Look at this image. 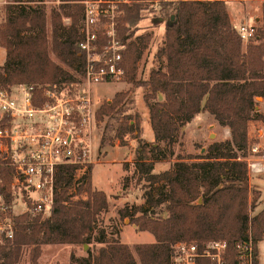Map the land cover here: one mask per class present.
Wrapping results in <instances>:
<instances>
[{
	"label": "trees",
	"instance_id": "1",
	"mask_svg": "<svg viewBox=\"0 0 264 264\" xmlns=\"http://www.w3.org/2000/svg\"><path fill=\"white\" fill-rule=\"evenodd\" d=\"M4 1L0 46L6 49V58L0 65V87L35 83L61 88L77 81L85 62L79 46L82 0H61L50 11L46 0ZM226 2H163L151 13L155 23L165 25V37L157 51L161 64L147 79L139 78V62L153 41V33L142 32L139 25L147 5L135 2L120 7L119 37L127 46L124 77L146 91L155 140L150 146L141 137L139 114L127 113L130 90L119 91L97 110L99 122L107 117L100 148L113 146L116 140L125 145L126 136L138 139L135 166L150 182L144 193L147 205L132 211L125 207L120 214L140 230L152 233L156 241L137 244V258L128 244L113 240L97 255L78 258L77 264H172L174 246L182 241L203 245L226 240V264H236L238 246L250 239L259 253L264 206L253 213L259 190L250 182L248 155L259 142L250 132L252 123H259L258 131L264 135V112L258 109V98L264 99V1L256 35L248 41L235 29ZM64 18L70 22L65 23ZM160 94H164L163 100ZM202 110L228 126L231 139L216 141L206 153L181 157L168 170L154 173L155 162L174 155L180 129ZM76 168H59L56 184L60 190L49 216L25 213L16 217L14 238H0V264H18L26 248L36 264L41 244L90 239L92 227L108 208V197L93 187L90 174L84 177L89 199L67 202ZM13 170L7 163L0 164V193L8 205L13 199Z\"/></svg>",
	"mask_w": 264,
	"mask_h": 264
},
{
	"label": "built area",
	"instance_id": "2",
	"mask_svg": "<svg viewBox=\"0 0 264 264\" xmlns=\"http://www.w3.org/2000/svg\"><path fill=\"white\" fill-rule=\"evenodd\" d=\"M177 1L182 0H82L83 39L79 46L85 62L84 73L76 76L77 81L61 88L57 84L35 83L0 87V164L14 168L11 204H5L0 193V238H14L19 215L51 214L56 191L60 190L56 182L62 166H77L68 187L67 202L89 199L84 177L90 175L94 162L91 134L97 125L99 108L93 87L125 76L122 62L127 46L119 37L120 7L149 3L144 11L154 13L163 2ZM234 27L244 41L256 35L252 24L239 23ZM252 149L258 151L259 147ZM251 167L257 172L264 171V163L254 162ZM18 201L24 204V210L15 209ZM227 247L226 240H210L203 245L178 242L172 264H226ZM256 261L258 254L252 239L238 246L236 264H256Z\"/></svg>",
	"mask_w": 264,
	"mask_h": 264
},
{
	"label": "rangeland",
	"instance_id": "3",
	"mask_svg": "<svg viewBox=\"0 0 264 264\" xmlns=\"http://www.w3.org/2000/svg\"><path fill=\"white\" fill-rule=\"evenodd\" d=\"M3 3L5 1L0 0V10ZM60 3L61 0H46L48 11L57 7ZM226 5L234 25L239 23L258 25L257 17L262 16L261 1L228 0ZM147 6H149V3H147ZM144 13L146 14L145 17L139 22L142 32L153 33L150 49L139 62V78L147 79L152 71L161 64V60L157 57V51L165 37V25L155 23L151 13L147 11H144ZM1 18L2 14L0 12V22ZM64 21L68 24L70 18H64ZM4 57L6 58V49L0 46V63L5 61ZM128 90H130L131 102L126 103L127 113L137 112L139 114L142 129L141 137L151 146L155 139L149 119V106L145 100L146 91L143 87L133 86L127 82L125 77L119 81L96 84L93 87L96 107H100L105 101H111L117 92ZM159 99L163 100L164 94H160ZM259 101L261 103L258 109H264V102L262 103L261 99ZM106 120L107 117L102 122L97 120V125L91 134L94 162L91 164L93 169L90 174L93 187L106 192L108 208L99 216L97 223L92 227L90 239L87 242L41 244V254L36 264H77L78 258L86 257L89 254L97 255L102 247L113 240L128 244L137 257L135 252L137 244L156 241L152 233L140 230L137 225L130 222L128 217H121L120 209L128 207L132 211L135 207L147 205L144 193L150 182L146 174L136 170V149L139 144L137 138L126 136L125 145H120L119 141L116 140L115 145L106 144L100 148V139ZM258 124L252 123L250 132L259 137V142L253 145V147H259V150L253 151L252 149L248 155L250 182L253 188L259 190L257 208L253 213L264 205V203L260 204L261 200L264 199V171L257 172L251 167L254 162L264 163V135L262 130L258 131ZM231 137V130L228 126L220 124L213 114L202 110L190 123L180 129L177 141L173 144L174 155L155 162L153 172L160 173L168 170L181 157L206 153L212 143L225 141L231 139ZM161 144L166 145L164 142H161ZM87 192L89 195L88 190ZM15 209L22 211L25 206L21 201H18ZM49 215L46 214L43 217ZM166 215L165 213L164 216ZM100 239L103 241H100ZM259 247L261 262L264 263V241L260 243ZM18 264H32L28 248L24 250Z\"/></svg>",
	"mask_w": 264,
	"mask_h": 264
},
{
	"label": "crops",
	"instance_id": "4",
	"mask_svg": "<svg viewBox=\"0 0 264 264\" xmlns=\"http://www.w3.org/2000/svg\"><path fill=\"white\" fill-rule=\"evenodd\" d=\"M259 2H260V1H259ZM261 2H263V1H261ZM228 12H229V11H228ZM258 19H259V17H257V20H258ZM4 59H5V57H4ZM1 64H3V63H0V65H1ZM117 91H118V90H117ZM259 99L262 100V103L264 102V99H263L262 97H259L258 100H259ZM261 105H262V104H261ZM261 108H262V107H261ZM261 111L264 112V109H261ZM260 163H262V162H260ZM263 206H264V205H263ZM263 206H262V207H263ZM262 207H261V208H262ZM263 241H264V239L261 240V241L259 242V244H258V248H259L258 260L260 261V264H264L263 262H261V253H260V247H259V246H260V243L263 242Z\"/></svg>",
	"mask_w": 264,
	"mask_h": 264
}]
</instances>
